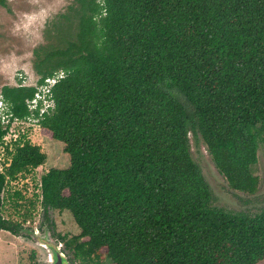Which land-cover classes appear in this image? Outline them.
Returning a JSON list of instances; mask_svg holds the SVG:
<instances>
[{
	"label": "trees",
	"instance_id": "trees-1",
	"mask_svg": "<svg viewBox=\"0 0 264 264\" xmlns=\"http://www.w3.org/2000/svg\"><path fill=\"white\" fill-rule=\"evenodd\" d=\"M31 55L35 82L2 85L0 100L9 120L36 119L68 156L38 187L48 225L50 210L67 211L78 228L53 234L71 263L264 264V206H213L188 138L204 144L231 190L255 193L264 0H74L45 22ZM58 71L45 95L52 106L39 114L38 100L28 109L37 85ZM7 126L0 123V144ZM10 143L2 147L0 230L17 235L20 222L2 216V194L45 154L22 137ZM34 254L26 264H43Z\"/></svg>",
	"mask_w": 264,
	"mask_h": 264
},
{
	"label": "rangeland",
	"instance_id": "rangeland-1",
	"mask_svg": "<svg viewBox=\"0 0 264 264\" xmlns=\"http://www.w3.org/2000/svg\"><path fill=\"white\" fill-rule=\"evenodd\" d=\"M73 2L74 0H3L0 4V87L5 84L15 85L19 81L23 85L35 82L37 76L31 69V49L42 42L45 22L57 13L65 11L67 5ZM8 117L9 114H7ZM1 125L7 124L4 121ZM18 137L38 145L45 154V160L35 169L18 174L8 183L2 194L5 199L2 204V216L15 222L19 221L20 228L40 231L46 224L54 238L56 234L64 235L65 238L76 235L78 228L67 211L50 210L48 212V217L52 221V227H50L42 217L39 203V176L50 167L64 168L68 165V156L62 150V143L43 134L35 119H18L16 122L13 120L8 122L2 141L11 144L10 142ZM188 138L192 159L208 184L213 206L247 212H254L264 206V148L262 146L257 149V160L252 167V173L258 178L257 189L254 194L249 195L231 190L225 179L213 167L204 144L194 139L191 133L188 134ZM3 145L4 143L0 144V169L7 161L2 149ZM14 190L19 191L23 199H15L13 195L8 198V194L10 195ZM29 201L33 203V206L29 205ZM16 202L20 204L16 205ZM23 209H28L30 212V217L24 222L19 216ZM59 243L67 260L71 263L70 252L63 249L62 243ZM31 251L35 252L34 258L42 263L46 253L41 247L28 237L0 230V264H26L30 261ZM73 263L76 264L77 261ZM103 264L111 263L104 259ZM256 264H262V262Z\"/></svg>",
	"mask_w": 264,
	"mask_h": 264
},
{
	"label": "water",
	"instance_id": "water-1",
	"mask_svg": "<svg viewBox=\"0 0 264 264\" xmlns=\"http://www.w3.org/2000/svg\"><path fill=\"white\" fill-rule=\"evenodd\" d=\"M17 235L28 237L45 251L46 256L42 261L43 264H71L62 251L61 244L52 236L46 224L42 226L40 231L19 228Z\"/></svg>",
	"mask_w": 264,
	"mask_h": 264
},
{
	"label": "built area",
	"instance_id": "built-area-1",
	"mask_svg": "<svg viewBox=\"0 0 264 264\" xmlns=\"http://www.w3.org/2000/svg\"><path fill=\"white\" fill-rule=\"evenodd\" d=\"M101 1V0H98ZM62 77V72L58 71L55 74L51 75V76H47L43 79L42 84L37 85L36 87V92L34 93V96L31 100H29L27 102V107L28 109H34L37 105V101L41 100L42 106L39 108L38 112L39 114H41L43 111H45L46 107L52 106V102L50 99L46 98V94L47 96L49 95V89L50 87L57 81L58 78ZM0 123L1 122H6V124H8V122L10 120H8L7 118V114H4L3 110H4V103L0 100ZM26 119H34L31 117H27ZM11 120H13L14 122H16L18 119L17 118H12ZM36 120V119H35ZM15 140V138L13 139ZM4 144H6V141L3 142Z\"/></svg>",
	"mask_w": 264,
	"mask_h": 264
},
{
	"label": "clouds",
	"instance_id": "clouds-1",
	"mask_svg": "<svg viewBox=\"0 0 264 264\" xmlns=\"http://www.w3.org/2000/svg\"><path fill=\"white\" fill-rule=\"evenodd\" d=\"M4 111V110H3Z\"/></svg>",
	"mask_w": 264,
	"mask_h": 264
}]
</instances>
